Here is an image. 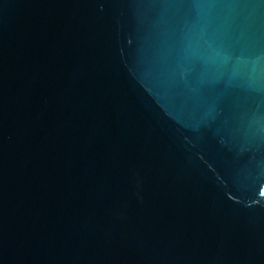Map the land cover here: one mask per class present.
<instances>
[{"label":"water","instance_id":"95a60500","mask_svg":"<svg viewBox=\"0 0 264 264\" xmlns=\"http://www.w3.org/2000/svg\"><path fill=\"white\" fill-rule=\"evenodd\" d=\"M0 264H264V0H0Z\"/></svg>","mask_w":264,"mask_h":264}]
</instances>
